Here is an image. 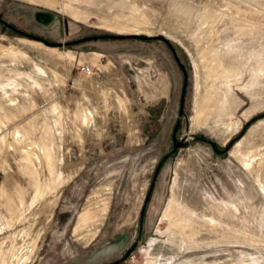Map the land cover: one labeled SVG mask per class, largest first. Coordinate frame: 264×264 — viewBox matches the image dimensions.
Here are the masks:
<instances>
[{
    "label": "rangeland",
    "instance_id": "1",
    "mask_svg": "<svg viewBox=\"0 0 264 264\" xmlns=\"http://www.w3.org/2000/svg\"><path fill=\"white\" fill-rule=\"evenodd\" d=\"M0 264H264V0H0Z\"/></svg>",
    "mask_w": 264,
    "mask_h": 264
},
{
    "label": "built area",
    "instance_id": "2",
    "mask_svg": "<svg viewBox=\"0 0 264 264\" xmlns=\"http://www.w3.org/2000/svg\"><path fill=\"white\" fill-rule=\"evenodd\" d=\"M80 71L83 73H88L89 72V67L87 65H80L79 66Z\"/></svg>",
    "mask_w": 264,
    "mask_h": 264
}]
</instances>
